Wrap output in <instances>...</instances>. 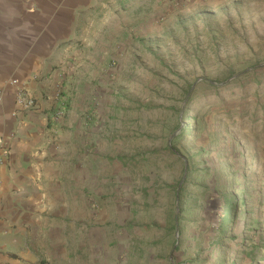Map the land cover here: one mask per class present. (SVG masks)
<instances>
[{"label": "rangeland", "instance_id": "obj_1", "mask_svg": "<svg viewBox=\"0 0 264 264\" xmlns=\"http://www.w3.org/2000/svg\"><path fill=\"white\" fill-rule=\"evenodd\" d=\"M177 4L146 35L118 30L128 54L111 61L113 95L136 152L108 199L110 263L218 264L245 245L264 264V0ZM226 195L240 198L238 237L219 246Z\"/></svg>", "mask_w": 264, "mask_h": 264}, {"label": "crops", "instance_id": "obj_2", "mask_svg": "<svg viewBox=\"0 0 264 264\" xmlns=\"http://www.w3.org/2000/svg\"><path fill=\"white\" fill-rule=\"evenodd\" d=\"M181 2L0 0V137L9 147L0 264H111L108 199L122 196L132 172L125 160L136 152L129 110L113 95L111 61L128 54L118 30L146 35ZM13 80L26 84L34 109L15 103ZM55 106L64 110L56 124Z\"/></svg>", "mask_w": 264, "mask_h": 264}, {"label": "trees", "instance_id": "obj_3", "mask_svg": "<svg viewBox=\"0 0 264 264\" xmlns=\"http://www.w3.org/2000/svg\"><path fill=\"white\" fill-rule=\"evenodd\" d=\"M187 130L188 131L184 135H186L188 133H190V134L195 133L196 132L195 131V125L191 124L189 129H187ZM182 190H183V188H181L180 192ZM239 202H240V198L238 196L226 195V197H223V213H222V219H221V223H220L222 238L219 241V244H218L219 246L220 245L223 246L228 241L229 242L234 241L238 237L237 236V237L229 238L231 231H233L235 226H236L237 217H238ZM229 206H230V210H229L230 215L227 216L226 210L229 208ZM227 250H228V248L221 250L220 259L218 260V264H238L241 257H248L250 259V264H257L258 261L261 259V258H257V253H256L255 249L252 248L251 250H248L246 248V246L243 245V247H241V246L236 247V250H238L237 251V257L230 261V259H228Z\"/></svg>", "mask_w": 264, "mask_h": 264}, {"label": "built area", "instance_id": "obj_4", "mask_svg": "<svg viewBox=\"0 0 264 264\" xmlns=\"http://www.w3.org/2000/svg\"><path fill=\"white\" fill-rule=\"evenodd\" d=\"M71 70V68L69 69ZM14 90L15 103L23 111H29L37 106L36 99L29 93L25 83L18 80L12 81ZM56 99H59L61 92L60 89L56 92ZM56 107V106H55ZM53 107L50 115V121L56 124L60 118L64 116V110L61 107ZM56 134V133H55ZM9 147L7 141L0 137V166L8 158Z\"/></svg>", "mask_w": 264, "mask_h": 264}]
</instances>
